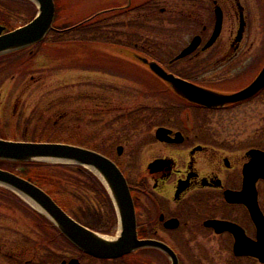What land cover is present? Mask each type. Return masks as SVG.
I'll return each mask as SVG.
<instances>
[{"label": "flooded vegetation", "instance_id": "1", "mask_svg": "<svg viewBox=\"0 0 264 264\" xmlns=\"http://www.w3.org/2000/svg\"><path fill=\"white\" fill-rule=\"evenodd\" d=\"M52 1L55 13L63 10L74 16L89 12L62 28L56 26L57 30L65 29L64 40L68 44L96 43L101 49L112 44L122 48L121 52L137 51L168 72L217 93L229 94L245 88L264 66V0H260L259 8L263 41L255 56H251L253 41L248 36L246 0ZM24 3L26 9H39L34 0H0V34L20 25L9 23L7 12L23 9ZM109 17L113 24L132 27L134 36L129 34L127 40L132 45L120 40L72 36L82 30L100 31ZM141 19L150 28L161 27L171 42L182 43L168 60V66L176 62L179 71L153 57L156 40L150 41L151 35H145L146 41L151 42L149 46L137 44L135 23ZM140 39L143 41L142 36ZM191 43V51L175 58ZM22 55V49L0 53V106L6 105L1 99L7 81L3 71L8 66L23 67ZM205 74L207 77H201ZM16 90L23 92V81L17 83ZM177 98L181 111L186 110L184 119L177 127L157 125L148 132L143 149L124 154L120 142H106V151L96 149L123 174L133 210L118 211L112 199L111 209L104 205L99 192L85 184L96 196L82 197L80 211L67 204L66 212L93 235L84 233V245L79 246L53 227L55 242L47 245L51 258L46 264H264V84L245 98L213 106L201 105L180 94ZM18 100L12 99V106L16 107ZM192 108L217 114L210 129L202 128L198 116L189 114ZM230 110L234 111L222 113ZM238 113L246 114L244 121H256V130L220 129L226 128L224 117L235 121ZM157 127L169 129L165 133L167 139L156 136ZM253 200L258 209L256 218L247 205ZM210 220L225 221V227L218 231L208 223ZM36 242L37 239L11 254L13 260L18 264H40Z\"/></svg>", "mask_w": 264, "mask_h": 264}, {"label": "rangeland", "instance_id": "2", "mask_svg": "<svg viewBox=\"0 0 264 264\" xmlns=\"http://www.w3.org/2000/svg\"><path fill=\"white\" fill-rule=\"evenodd\" d=\"M246 2L249 14L248 36L249 40L253 41L251 56H255L263 41L261 21L259 22L261 1ZM23 7L17 11L8 10L9 23H24L30 14L36 12L26 9V3ZM86 12L88 11L77 12L72 16L71 12L58 10L53 26L63 27L71 24ZM112 19H106L103 28L100 26V31L82 30L74 32L72 36L78 39L120 40L132 45V41L128 42V35L134 36L132 27L113 24ZM135 24V30L138 32L135 40H139L137 44L149 46L151 42L146 41L145 35H151L150 41L152 38L156 40L153 57L168 66V60L178 52L182 43L171 42L165 35L167 32L161 27L150 28L143 19L137 20ZM140 36L143 41H140ZM66 37L65 34L50 32L43 43L31 46L25 51L22 55L23 67L20 65L16 68L13 65L3 71L7 81L4 83L1 99L6 101V105L0 106V134L9 139H52L73 134L74 126L78 125L79 130L75 134L79 135L78 138L82 141L92 140L94 144L103 141L114 142L115 145L120 142L124 154H128L132 149H143L149 138L148 132H153L157 125L168 124L177 127L181 119H184L186 110L181 111V103L176 94L153 75L143 59L145 54L127 50L121 52V48L112 44L104 45L101 49L99 46L94 48L90 47L89 43L78 42L81 47L78 54L71 53L72 47L65 49L63 44L60 48H51L48 45L49 41ZM133 64L135 67L132 68ZM168 67L179 71L176 62ZM12 74L15 75L13 79L10 78ZM19 81L24 84L22 93L16 90ZM14 98L19 99L16 107L12 106ZM252 106L254 104H250V107ZM232 111L234 110L222 113L226 115ZM67 112L68 114L60 117V114ZM188 112L198 116L200 125L207 130L212 127L214 116L217 115L198 108H192ZM238 114L235 121L224 117L222 122H225L226 128L220 129L256 130V121L251 122L249 118L244 121L246 114ZM26 126L27 131L24 130ZM141 155L145 157L144 152H141ZM66 183L69 193H63L62 201H66L64 204H68L73 210H81L82 197H93L97 194L87 190V185L91 182ZM2 194L0 192V264H18L11 254L15 255L22 246L34 244L36 239V243H39V263H48L51 251H47V241L40 238L42 232L37 229L35 217L29 211L7 201ZM61 252L63 253L62 250L57 252L56 263L61 257Z\"/></svg>", "mask_w": 264, "mask_h": 264}, {"label": "water", "instance_id": "3", "mask_svg": "<svg viewBox=\"0 0 264 264\" xmlns=\"http://www.w3.org/2000/svg\"><path fill=\"white\" fill-rule=\"evenodd\" d=\"M35 1L39 4V9L30 21L0 34V52L10 51L35 43L41 40L51 27L54 16L53 1ZM1 30L2 27H0V31ZM210 41L211 40H209L208 43H210ZM193 48L194 44L191 43L177 54L175 58L183 56ZM144 61L147 62L152 72L169 82L175 92L190 101L204 106H213L227 101L245 98L264 84L263 66L261 72L245 88L229 94L217 93L168 72L157 61L147 59H144ZM168 131L169 129L165 127H158L156 129V136L159 139H167L165 133ZM0 159H38L80 164L89 168L99 177L118 211L125 213L126 211L133 210L123 174L113 161L96 150L59 141L14 140L0 137ZM91 166L96 171L90 168ZM0 184L13 190L30 204L34 202L38 206H35V208L44 213L55 225H57L62 233L77 245H84L82 239L84 233H88L91 236L93 235L72 219L44 188L23 175L0 167ZM251 184H253V182ZM22 194L24 196H22ZM247 205L254 218L258 217V215H256V213L258 214V209L255 200L248 201ZM208 223L213 225L218 231L222 230L226 224V222L222 220H210ZM96 240L104 247H109V244L101 241V239Z\"/></svg>", "mask_w": 264, "mask_h": 264}, {"label": "trees", "instance_id": "4", "mask_svg": "<svg viewBox=\"0 0 264 264\" xmlns=\"http://www.w3.org/2000/svg\"><path fill=\"white\" fill-rule=\"evenodd\" d=\"M32 16L33 14H30L29 18H31ZM54 33L62 35L65 33V29L55 30ZM66 114H68V112L62 113L61 115L65 116ZM61 128L63 129L64 127ZM78 130L79 126L77 125L73 128L74 133L70 134L69 136L53 137L52 139H44L42 137H38L34 140L63 141L81 144L97 149L99 151H106L108 147L107 145H105L106 142L103 141L94 144L92 140H90L89 142L82 141L81 138H78L79 135L75 134ZM0 136L6 137L3 134H0ZM0 167L16 171L24 177L39 184L40 186L45 188L47 192H49L51 196L56 201H58L64 208H66V204H64L66 201H62V195L63 193H69V187L66 182H91L89 187L94 188L95 191L99 192L104 205L107 204L112 209L111 198L99 178L92 172L80 168L76 164L38 159H0ZM0 192L3 193L2 195L6 198L7 201L14 203L16 206L21 207L27 212L29 211V213H31L35 217L39 232H42L40 234L41 239L47 241V244L54 241L52 237L55 236V232L52 230V228L55 227V225L44 214L38 212L37 210L29 206L25 201H23L15 192L10 190L9 188L0 185ZM56 232L59 233V231Z\"/></svg>", "mask_w": 264, "mask_h": 264}, {"label": "bare ground", "instance_id": "5", "mask_svg": "<svg viewBox=\"0 0 264 264\" xmlns=\"http://www.w3.org/2000/svg\"><path fill=\"white\" fill-rule=\"evenodd\" d=\"M90 168L94 169L92 166H91ZM94 170H95V169H94ZM95 171H96V170H95ZM22 196H24V195L22 194ZM30 202H31V201H30ZM31 204L34 205V206H36V207H38L34 202H31Z\"/></svg>", "mask_w": 264, "mask_h": 264}]
</instances>
